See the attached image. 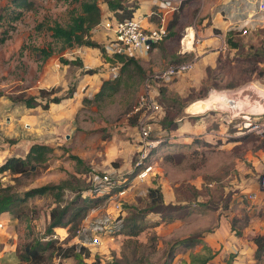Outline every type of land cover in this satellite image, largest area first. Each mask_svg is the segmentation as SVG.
<instances>
[{
    "label": "rangeland",
    "instance_id": "374dc122",
    "mask_svg": "<svg viewBox=\"0 0 264 264\" xmlns=\"http://www.w3.org/2000/svg\"><path fill=\"white\" fill-rule=\"evenodd\" d=\"M81 1L32 0L33 8L14 20L11 0H0V39H5L0 42V164L10 156L23 158L35 143L53 148L36 171L0 173V191L5 188L17 197L4 215L8 226L0 234V264H80L73 256H63L72 245L78 251L87 249L82 255L85 264H162L172 244L197 235L215 253L211 264H227L241 250L255 252L252 238H264V189L257 184L264 171V134L242 133L244 118L239 115L230 121V115L264 111L258 91L264 94V12L254 6L259 0H246L247 11L229 8L237 0L193 1L180 12L177 36L159 41L137 59L143 72L134 65L121 72V66L107 62L98 49H61L45 28L35 30L40 22L69 24ZM173 1L174 13L181 1L192 0ZM99 6L101 22L114 19L108 8ZM217 10L222 15L214 19ZM223 14L237 15L235 24L246 28L245 33L238 34L234 24L219 28ZM152 19L158 22L157 17ZM189 32L190 45L185 41ZM107 38L100 23L93 39L104 44ZM227 39L237 47L232 48ZM41 47L53 50L45 61L38 57L36 48ZM188 63L192 68L187 71L162 75L171 66ZM87 69L97 72L86 74ZM114 69L121 72L116 91L96 97L101 83L113 78ZM145 80L150 85L147 91ZM40 89L46 90L43 97ZM148 91L159 108L138 110L140 96ZM34 96L35 107H27L23 100ZM53 96L65 98L43 109L41 105ZM217 97H229L228 107L216 108ZM164 117L165 123H173L170 131L161 127ZM146 126L150 130L144 135ZM141 165L150 170L139 179ZM94 173H109L116 186L126 183V192L109 202L96 199L103 196L90 197L95 199L89 205H105L102 209L108 211L111 201L120 202L124 215L134 216L142 231L135 236L102 237L99 246H91L88 226L95 224V218L89 213L73 216L72 210L65 217L66 226L45 233L56 196L26 197L25 192L67 181L72 188L59 197L66 205L76 189H89ZM154 188L161 189L169 206L161 213L145 211L153 203L148 191ZM34 240L43 243L40 256L22 259L24 247ZM200 248H175L172 264H181Z\"/></svg>",
    "mask_w": 264,
    "mask_h": 264
},
{
    "label": "trees",
    "instance_id": "16d2710c",
    "mask_svg": "<svg viewBox=\"0 0 264 264\" xmlns=\"http://www.w3.org/2000/svg\"><path fill=\"white\" fill-rule=\"evenodd\" d=\"M11 2L13 7L16 9L15 17L13 18L14 20L20 19L21 16L23 15V11L30 10L34 6L32 4V0H11ZM102 2L108 6V9L113 14V18L116 21H122L125 19L132 18L135 14V11L138 8V2L136 0H134L132 5H127L128 0H102ZM190 2L191 1L180 2L179 12H174L171 20L168 21L167 23L168 34L162 41L170 40L177 36L178 33L175 31V28L179 24L180 12ZM99 4H100L99 0H83L80 2L79 12L77 13L74 10V14L71 15V21L69 24L61 25L58 22H53L52 25H45V22H40L35 26V30H41L42 28H45L47 31L50 32V36L54 40L62 44L61 49H69V48L81 47V46L92 49H98L102 52V56L105 57L107 62L114 61L113 65H120L121 72H123L129 65H134L140 72H143L144 70L143 67L134 57H127L123 55L109 56L108 54L103 52L104 51L103 43H100L99 41L93 39V31L99 26L102 20L101 8ZM236 26L234 30H236L238 34L239 33L241 34V31L244 28L241 29L240 27H238V25ZM244 30L246 31V29ZM4 41H5L4 38L0 39V42H4ZM227 43L230 44L232 48L237 47V44L229 39H227ZM154 46L155 44H153V47ZM36 50L38 52V57L40 58V60L43 61L48 59L53 54V50L50 47L36 48ZM63 62L64 64L70 63V61L68 60H63ZM96 72H97L96 69H87L85 70L84 73L92 75L95 74ZM121 72L118 73L115 79L112 78L109 80H104L101 83L100 88L98 92L95 94V96L101 97L103 95L110 94L116 91L117 87L119 86V82L121 78L119 74ZM144 79H146V75L143 77L142 82ZM45 93H46L45 89L39 90L40 97H43ZM53 93L54 91L51 90L50 95H52ZM36 98L37 97L34 96V97L26 98L23 101L27 107L32 108L35 107ZM64 98L65 97L53 96L52 98L48 99L44 105H41V107L43 109H48L49 103L53 105H58ZM163 119L164 120L161 122V127L163 129H167L166 127L169 128V126L173 124L171 122L167 124L165 123L166 122L165 117ZM167 130L170 131L171 129L169 128ZM52 152H53L52 147L45 144L35 143L31 145L28 152L24 155L23 158L17 156H10L6 158L3 161V163L0 164V173L10 172L12 174H25L27 172L36 171L40 167V165L47 162ZM70 157L71 159H74L76 163L83 164V160L78 156L71 155ZM137 170L138 168L136 167L135 173L137 172ZM125 186L123 185L121 188ZM68 187L72 188V186L68 185L67 181H63L59 184H46L40 187L32 188L25 192L26 197L34 196L37 194L42 195L45 193H53L54 196H56V205L52 207L49 211V222L46 226L45 233L52 234L54 229L57 231L58 229H62L61 227L66 226L67 222L65 221V217L67 216L69 211L73 210V214H72L73 216L82 214L83 217L85 216L86 213H88L89 209L92 207L89 205V203L91 201H94L93 199L95 198L92 199L90 197L83 198L82 189H76L75 190L76 194L74 198L66 205H62L60 203L59 197L63 195L64 189ZM90 187H91V181L89 182V188ZM148 195L150 199L153 201V203L147 209H145V211H153V212L155 211L161 213L162 209H164L165 207H169L163 201V195L161 189L159 188L149 189ZM16 198L17 197L14 196L13 194L8 193L5 190V188H3L0 191V215L7 214L12 209V206L15 203ZM107 198L108 196L106 195L103 197H98L96 199H99L100 201H105ZM81 200L83 202L81 206H78ZM126 215H124V217L120 220L117 234L119 235L124 234L128 236L138 235L143 228L136 222L134 216L129 215L126 217ZM252 240L256 247L253 255V259L258 261V264H260L264 259L262 258L264 256V238L262 236H256L253 237ZM42 244L43 243L39 240H34L33 242L27 244L24 247V254L22 255V259L29 261L30 259L39 257L40 256L39 250ZM180 246L188 249H191L196 246L201 247L199 251L193 253L191 252L188 256V259L182 261L181 264H211V260L213 259L215 254L212 248L208 244H206L202 240V238H200L199 235L193 237L189 236L177 240L174 244H172L167 257L162 262V264H172L174 250L175 248ZM75 249L77 250L76 245H72L68 248H65L63 256L64 257L73 256L79 260L80 264H85L83 262L82 255L84 254L85 251L87 252V249L84 247H82L81 250L79 251L78 250L76 251ZM233 257L234 255H231V258L228 259L227 264H233L234 261ZM92 264H99V263L94 262Z\"/></svg>",
    "mask_w": 264,
    "mask_h": 264
},
{
    "label": "built area",
    "instance_id": "2783aa9c",
    "mask_svg": "<svg viewBox=\"0 0 264 264\" xmlns=\"http://www.w3.org/2000/svg\"><path fill=\"white\" fill-rule=\"evenodd\" d=\"M157 9H152L145 16H134L130 19H125L122 21L116 20H105L101 22V28L106 31L108 35L107 40L105 41L104 50L109 56L112 55H123L127 57H134L138 59L140 57H145L153 48V44L162 41L168 34L167 30V14L176 10L173 0H152ZM255 7L259 11L264 12V0H259L256 2ZM157 17V25L153 28H147L145 25V17ZM246 29V28H244ZM242 30V33H245V30ZM192 68V64H181L177 67L171 66L166 72H163L162 75H167L170 73H181ZM113 78L118 75V69H114L112 72ZM157 77V76H156ZM144 85L146 91L149 89L150 85L145 80ZM149 91L146 94L141 95L138 101L139 108L138 110L142 111H153L158 109L159 106L155 104L154 101L148 96ZM254 114V115H251ZM230 115V114H229ZM241 115L244 118V123L246 129L242 133L256 132L258 134H264V111L260 113H252L243 111L238 114H231L230 121H233ZM150 130V127L146 126L144 128V135H146ZM146 167V166H145ZM144 166H139L140 173L137 174L139 179L143 178L149 172L150 168L145 169ZM144 169V170H143ZM91 187L82 193V197H98V196H108L107 202L111 199L119 196L121 197L126 191L124 183L122 186H116L112 182L111 176L109 173L106 174H97L94 173L90 177ZM257 184L264 189V171L257 176ZM117 188V191L113 192ZM113 202V205L108 209H102L101 205L92 206L88 213L89 215L95 218V224H90L89 228V237L88 243L91 246H99L102 242V237L104 239L109 238L113 239L116 236V233L119 229L120 220L124 217V210H122L120 202ZM104 211L105 215L99 214ZM5 214L0 215V234L7 228L8 219L4 217ZM54 237H57L54 236ZM235 264H244V263H235ZM260 264H264V259Z\"/></svg>",
    "mask_w": 264,
    "mask_h": 264
},
{
    "label": "crops",
    "instance_id": "0c3cea01",
    "mask_svg": "<svg viewBox=\"0 0 264 264\" xmlns=\"http://www.w3.org/2000/svg\"><path fill=\"white\" fill-rule=\"evenodd\" d=\"M132 0H128V3L129 2H131ZM138 1V8H137V10L135 11V15L136 16H140V17H142V16H145V15H147L152 9H157V7L154 5V3L152 2V0H137ZM194 1H199V0H194ZM241 1V2H240ZM246 0H237L235 3H231L230 4V6H229V8H232L233 6H237V10L238 9H240V11H242V10H246L247 11V8H248V5H247V2H245ZM99 2L101 3V5H103L105 8H108V6L105 4V3H103L102 2V0H99ZM193 1H191L190 3H192ZM251 2V1H250ZM189 3V4H190ZM239 3V4H238ZM240 3L241 4H243L242 6L240 5ZM173 4L175 5V7L177 8V3H175L174 1H173ZM188 4V5H189ZM187 5V6H188ZM184 9H185V7H184ZM183 9V10H184ZM182 10V11H183ZM173 13V12H172ZM171 12L170 13H168L167 14V23H168V20L170 19L169 17H170V15L172 14ZM224 13V12H223ZM213 14H215L214 16V19H216L217 17V15H222V13H221V10H217L215 13H213ZM224 15V17L222 16V21H218L217 22V25L218 24H220V27L219 28H221V29H224V27H225V29L228 27V26H232L233 24H234V26H236L237 24H235L236 22H237V18H238V16L236 15V16H233V15H230V16H227V15H225V14H223ZM245 15H246V12H245ZM226 16V17H225ZM153 17V16H152ZM152 17H145V25H146V27L147 28H153V27H155L156 25H157V23L152 19ZM180 18H181V14H180ZM240 20V19H239ZM236 21V22H235ZM229 29V28H228ZM219 54H221V55H223V53L222 52H218V55ZM220 56V55H219ZM54 106H57V105H54ZM33 145V144H32ZM31 147V146H30ZM29 147V148H30ZM29 148H28V150H29ZM28 150H27V152H28ZM26 152V153H27ZM222 223H220V225H221ZM220 228V227H219ZM219 228H215L216 229V231H218L219 230ZM229 229H230V227H229ZM253 252H254V250H251V253L250 254H245L244 252H243V250H241L240 251V253L238 254V256L237 257H235V259H234V261H233V264L234 263H244V264H249V262H251L252 260H253ZM244 253V254H243Z\"/></svg>",
    "mask_w": 264,
    "mask_h": 264
},
{
    "label": "bare ground",
    "instance_id": "6f19581e",
    "mask_svg": "<svg viewBox=\"0 0 264 264\" xmlns=\"http://www.w3.org/2000/svg\"><path fill=\"white\" fill-rule=\"evenodd\" d=\"M191 38H192V36H191V33L189 32L188 33V37L186 38V40L185 41H187L188 42V45H190V44H192V42H191ZM260 93H259V96L261 97V99H262V105L264 104V94H262V92L260 91V90H258ZM223 98V97H222ZM221 97H217L216 98V101H215V103H214V105H215V107L217 108H224V107H228V103L230 102V101H228L227 99L229 98V97H226V98H224V99H222ZM259 103V102H258ZM255 105L257 106V103H255ZM260 106V105H259ZM263 112V111H262Z\"/></svg>",
    "mask_w": 264,
    "mask_h": 264
}]
</instances>
